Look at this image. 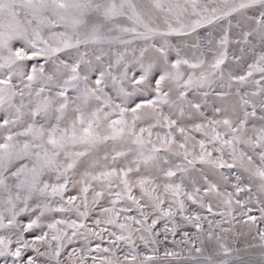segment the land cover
Returning <instances> with one entry per match:
<instances>
[{"label": "snow or ice", "instance_id": "1", "mask_svg": "<svg viewBox=\"0 0 264 264\" xmlns=\"http://www.w3.org/2000/svg\"><path fill=\"white\" fill-rule=\"evenodd\" d=\"M0 264H264V0H0Z\"/></svg>", "mask_w": 264, "mask_h": 264}]
</instances>
